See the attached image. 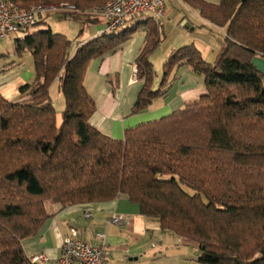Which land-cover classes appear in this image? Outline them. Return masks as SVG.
<instances>
[{"label":"trees","instance_id":"trees-1","mask_svg":"<svg viewBox=\"0 0 264 264\" xmlns=\"http://www.w3.org/2000/svg\"><path fill=\"white\" fill-rule=\"evenodd\" d=\"M9 1L20 8L67 2L81 13L54 12L79 23L74 46L46 25L47 14L13 39L15 56L30 52L34 78L18 88L16 100L0 93V264H37L21 240L52 216L48 203L65 207L120 195L161 230L193 242L198 264H264V74L251 63L264 57V0H182L223 28L222 42L213 62L193 43L175 49L155 88L149 55L160 43L159 21L131 19L114 33L81 41L86 27L99 22L85 11L107 0ZM140 28L146 35L135 77L142 85L131 113L163 97L182 66L203 76L205 93L116 139L89 123L96 104L85 74L94 58ZM56 79L59 123L49 95Z\"/></svg>","mask_w":264,"mask_h":264},{"label":"crops","instance_id":"crops-1","mask_svg":"<svg viewBox=\"0 0 264 264\" xmlns=\"http://www.w3.org/2000/svg\"><path fill=\"white\" fill-rule=\"evenodd\" d=\"M146 17L137 15L132 19L141 21ZM44 20L53 31L63 33L70 39L69 33L74 31L70 26L56 22L54 30L50 22H47L48 17ZM70 20L65 19L63 22ZM158 23V45L163 52L167 50L166 55L189 43H193L201 54L215 49L217 53L220 48L212 37L201 31L209 28L213 33L223 28L202 18L198 10L182 0H164V15ZM101 27L100 21L89 24L79 39L85 41L97 35ZM145 35V29L140 28L115 49L94 58L85 74V88L96 104L89 123L112 138L121 139L124 129L167 115L205 93L203 76L194 73L188 66H182L172 74L163 97L154 99L144 110L131 113L142 85V81L135 77V59L144 45ZM22 59L29 60V65L20 62ZM10 61H14L13 66L5 67ZM10 61L5 63L3 71L0 69V93L8 100H16L20 96L18 88L33 80L34 68L30 52H24L21 57ZM57 83V79L52 82ZM48 208L52 216L35 235L21 240L28 257L40 252L50 258L58 257L64 236L70 228H76L81 237L91 244L99 242L97 233L104 234L110 264H198L196 260L199 252L193 242L179 238L169 230H161L156 219L140 214L138 206L128 202L124 195L111 201L65 207L58 203H48ZM86 211L90 212L91 217L84 216ZM112 214L122 215L123 222L120 225L111 223Z\"/></svg>","mask_w":264,"mask_h":264},{"label":"built area","instance_id":"built-area-1","mask_svg":"<svg viewBox=\"0 0 264 264\" xmlns=\"http://www.w3.org/2000/svg\"><path fill=\"white\" fill-rule=\"evenodd\" d=\"M48 11L81 13L74 4L67 2L20 8L9 0H0V39L31 27ZM85 13L100 21L102 27L98 33L111 34L137 15H145L156 22L160 21L164 15V0H107ZM84 216L89 218L91 214L86 211ZM110 222L120 225L123 217L120 214H112ZM96 236L99 242L91 244L81 237L78 229L70 228L62 240L58 257L50 258L40 252L31 255L30 260L37 264H110L104 234L97 233Z\"/></svg>","mask_w":264,"mask_h":264},{"label":"rangeland","instance_id":"rangeland-1","mask_svg":"<svg viewBox=\"0 0 264 264\" xmlns=\"http://www.w3.org/2000/svg\"><path fill=\"white\" fill-rule=\"evenodd\" d=\"M58 1H54V2H46L43 4H49V3H57ZM46 14L48 15V20L47 22H50L52 28H55V24L56 22L60 23L61 25L64 23L68 26H70V28H72V30H74L72 33H69L70 39H72L73 41V46L75 44V39H73L76 35V32L79 29V23L77 21H73L70 20L71 22H63V20L65 19H59V14H56L54 12H46ZM69 19V18H67ZM69 21V20H67ZM59 26V25H58ZM215 26V25H214ZM217 27V26H216ZM215 29H219V28H215ZM56 30V29H54ZM222 30H214L213 33L210 32L209 28L204 30L202 29V33L204 34H208V36H210V38L212 37V39L215 40V42H217L219 44V46L221 45L222 42V38H223V33ZM71 32V31H70ZM19 33H16L14 35L8 36V38H1L0 39V54L5 55L4 58L0 59V69L3 68V66L5 65L6 62L17 58V56L14 55V42L13 39L14 37H16V35H18ZM160 44V43H159ZM73 49V48H72ZM205 50V49H204ZM167 54V50H164V52L161 50V48L159 47V45H157L155 47V49L150 53L149 55V60L151 62L152 65V72H153V87L155 88L157 86V84L160 81V77H161V73H162V65L165 62V60L169 57V55ZM216 49L215 50H208V51H203V58L207 61V62H213L216 56ZM20 62L25 63V65H29V60L26 59H22ZM18 63H16L14 66L16 67ZM22 64V63H21ZM20 64V65H21ZM33 65V63H32ZM22 67V66H21ZM6 73V72H5ZM2 74V73H0ZM51 87H49V95L51 98V101L53 103L55 112H56V120L59 123L61 120V112L63 109V97L62 95L58 92L57 89V85L56 84H52L50 85ZM198 250V249H197Z\"/></svg>","mask_w":264,"mask_h":264},{"label":"water","instance_id":"water-1","mask_svg":"<svg viewBox=\"0 0 264 264\" xmlns=\"http://www.w3.org/2000/svg\"><path fill=\"white\" fill-rule=\"evenodd\" d=\"M251 63L255 66L262 74H264V57L254 56L251 59Z\"/></svg>","mask_w":264,"mask_h":264}]
</instances>
